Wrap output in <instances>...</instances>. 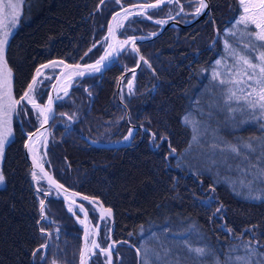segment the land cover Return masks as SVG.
Returning <instances> with one entry per match:
<instances>
[{"label": "trees", "instance_id": "obj_1", "mask_svg": "<svg viewBox=\"0 0 264 264\" xmlns=\"http://www.w3.org/2000/svg\"><path fill=\"white\" fill-rule=\"evenodd\" d=\"M211 2V19L189 28H169L153 41L139 45L151 68L139 69L133 94L129 95L127 80L120 82L122 70L117 65L102 77L77 80L70 96L58 103L47 168L66 187L99 197L114 208L115 240L136 247L146 242L156 246L157 242L149 239L155 235L182 256L187 255L182 243L187 241L194 247L206 245L223 261L229 255H246L243 245L253 234L264 244V201L247 199L248 190L238 185L233 191L228 181H235L238 174L207 165L204 148L193 144L188 151L193 133L183 118L191 114L200 121L201 129L207 128L202 140L209 142L243 144L251 140L255 144L264 138V129L247 112L238 116L208 107L220 96L212 71L215 62L224 57L226 30L241 9L239 0ZM118 7L113 0H25L6 50L16 98L41 64L56 58L70 62L84 57ZM145 22L135 19L130 27L147 28ZM244 40L233 37L230 42L236 47L239 41L243 48ZM258 49L253 56H258ZM50 82L47 78L36 85L41 101ZM18 110L24 126L28 125L25 128L37 123L28 103L22 102ZM17 117L14 114L13 138L5 146L2 164L5 185L0 187V264H52L53 260L79 264L82 230L63 201L34 188L24 150L25 135ZM105 118L110 120L107 124L97 121ZM130 124L137 127L131 144L104 146L96 142L122 138ZM152 133H156L155 141ZM162 136L167 140L162 141ZM169 142L175 154H170ZM36 183L37 188L46 190L43 179ZM40 199L46 201V220L40 219ZM220 205L223 210L216 213ZM41 226L51 237L39 232ZM228 228L232 232L226 231ZM42 243H48L49 248L37 253L34 261L31 253ZM119 252L116 264H137L134 248L122 245ZM92 264H103V259L97 257Z\"/></svg>", "mask_w": 264, "mask_h": 264}, {"label": "snow or ice", "instance_id": "obj_2", "mask_svg": "<svg viewBox=\"0 0 264 264\" xmlns=\"http://www.w3.org/2000/svg\"><path fill=\"white\" fill-rule=\"evenodd\" d=\"M23 2L24 0H17L15 3L13 0H7L5 4V0H0V161L3 160L5 145L8 143V136L11 135V116L12 114H19L17 109L21 106L22 102L32 104L33 108L37 110V118L43 116L45 122L48 119L47 114L52 112L51 106L53 100L51 97H49L48 104L44 107L37 104L34 99L33 94L38 84L37 78L43 75L40 69L36 70L35 77H33L26 91L23 92L19 99H16L13 94V74L11 68L8 67L5 53L8 38L11 35L10 27H14L18 22ZM192 2L193 0H189V3ZM101 3H104V0H101ZM113 3L121 6L123 14L117 11L115 15L112 16L114 26L110 25L108 27V34L104 37V41L108 42L106 50L104 55L94 64L86 65L90 70L89 74L101 72L102 69L108 66L105 61L111 63V57L118 56L120 52L129 48V46L133 53H139V48L136 45L137 38L135 36L127 37L124 40H117L116 38V30L124 27V21H127L131 16L144 17L151 20L153 17L149 14V10H162L167 12L168 19L175 20L176 16L189 14L185 12V5L181 3V0H146V2H135L131 7H124L122 0H113ZM209 3L210 0H195V10L190 14L194 17H199L205 13V10H209L210 13ZM239 4L243 8V14L240 15L235 23L237 25H244L243 32L249 39L243 42V48L239 47V41L235 42L237 46L233 47L227 39L225 40V48L230 54L232 63L224 64L223 58L215 62L217 66H223L224 71L220 72L217 68H214L212 71V79L217 81L220 96L209 103L208 107L210 109L222 108L224 111L231 113L247 112L255 120L259 121L261 128L264 129V51H260L258 56L252 55V52L256 51L258 48L264 49V0H239ZM172 6H174V9ZM5 8L10 10L8 13L10 20L7 24L3 19ZM132 9L136 10L133 11ZM173 10H175V16L172 15ZM168 19H158L155 23L161 25L166 24ZM157 34L158 33H153V35ZM236 34L235 31L230 32L232 36H236ZM217 35H219V31H217ZM252 37L255 39H251ZM141 39L144 38L141 37ZM241 39L243 38L241 37ZM256 41L262 43L257 44ZM89 51H91V49ZM139 60L143 61L148 68H151V64L142 55L139 56ZM59 65H64V62L52 61L50 64L41 65V68L47 69ZM64 67L80 69L81 65H64ZM138 67L139 64L128 69V71L132 73L130 80L127 82L129 95L133 94V81L136 79L135 73ZM84 75L85 73L83 71H77L69 73L67 78L71 79L73 76ZM120 79L123 81L124 77L122 76ZM53 87L55 88V85ZM64 92L65 95H67L66 87L64 88ZM89 95H91V93H89ZM22 110L25 112L27 111L26 108ZM211 115L212 113L209 112V119H211ZM183 123L185 125H190L193 133L191 138L192 142L189 144L188 151H191L193 144L204 148L202 155L207 165L216 168L218 171L223 169L225 173L235 172L238 174L235 181H228L232 184L233 191L236 190L238 185L241 189L248 190L247 199L264 201V138H260L255 145L251 140L243 144L221 143L218 141L209 142L202 140V136L206 134L207 128L205 127L202 130L201 122L195 120L191 114L183 118ZM132 134V130H129L125 139H129ZM152 139L154 141L156 140V133H152ZM161 140L166 141L167 136H162ZM205 145H207L206 148L204 147ZM156 146L158 147V145ZM168 146L170 148V154H175L176 149L171 147L170 142ZM33 163L40 168V171L44 173V175L38 177L37 173L33 171L31 172L32 179L39 182L40 179L46 177L49 185V188L46 190L37 188V192L44 191L46 196H50L52 195V188L54 186L56 195H64V199L69 201L68 211L76 215L72 207L76 202L67 195L68 190L64 185L58 183L44 171L43 165L36 160L35 154L33 155ZM4 184L5 175L3 171L0 170V185ZM212 190L214 191L215 189L213 188ZM253 191H258L259 194L253 195ZM79 195V193L71 194L72 197ZM81 199L92 203L94 205L93 211L96 210L97 201L88 196H81ZM39 205V211L41 213L40 219L46 220V201L40 199ZM77 207L80 212L84 213V220H80V222L85 224L88 215L87 210L82 204ZM100 208L101 212L98 217V223L93 226L94 234L99 236V221H104L106 227L105 238L111 239V229L107 228V223L112 216V209L103 208L102 205ZM222 210L223 205H220L216 208V213H221ZM77 219H80L79 216H77ZM226 231L232 232V229L228 228ZM245 231L252 232V229H245ZM39 232L46 238L51 237V233L46 232L43 226L39 228ZM141 235H143V229H141ZM88 239L89 229L87 225H85L86 243L80 251L79 264H89L92 257L97 255V251L104 257L103 264H113V253L116 250L117 244H129L128 241H112V243L108 244L106 247H101L96 239H92L89 246ZM149 239L155 240L157 242L156 246H150L147 242L141 247L129 244V246L133 247L136 251L138 264H187L189 260L191 264H264V252L260 251L261 248H264V244H261L260 240L255 238V234H253V239L246 241L243 245L246 255L236 256L234 258L229 255L223 261H221L219 256L206 245L194 247L187 241H183L182 243L187 255L182 256L174 251L171 246L161 242L159 237L151 235ZM165 239H167V237H165ZM48 248V243H42L36 247L31 253L33 260H36L37 253H43ZM40 259L42 261L44 260L43 254L40 256ZM52 264H57V262L53 260Z\"/></svg>", "mask_w": 264, "mask_h": 264}, {"label": "water", "instance_id": "obj_3", "mask_svg": "<svg viewBox=\"0 0 264 264\" xmlns=\"http://www.w3.org/2000/svg\"><path fill=\"white\" fill-rule=\"evenodd\" d=\"M128 7H131V6H128ZM115 15V14H114ZM205 15V14H204ZM204 15H201L200 17H198L196 20H194L193 21V23L194 22H196V21H198V20H200V19H202L203 18V16ZM173 24H174V22L173 21H170V22H168V23H166L165 25H162V27L158 30V31H156V32H153V33H158L157 35H153V33H150V34H143V35H134L137 39H136V42H139V41H142V42H146V41H150V40H152V39H154V38H156V37H158L159 35H161L163 32H164V30L166 29V28H168V27H170V26H173ZM110 25H113V21H112V18H111V20H110V23H109V26ZM186 25H189V24H186ZM186 25H184V24H181L180 26H186ZM132 37V36H131ZM141 37H143L144 39H141ZM121 53V52H120ZM119 53V54H120ZM138 55L140 56L141 55V53H140V51H139V53H138ZM117 58V56H115V57H111L110 59L112 60V62L111 63H108V61H105V63L106 64H108V66H110L114 61H115V59ZM52 61H62V60H58V59H54V60H51V61H48V62H46V63H44V64H50V62H52ZM64 62V61H63ZM143 63V61H141V60H138V62H137V64H139V67L138 68H136V73H137V71L139 70V68H140V66H141V64ZM43 64V65H44ZM76 64H79V65H81V69H84V70H86V72H84L85 73V75L84 76H73L74 78H80V77H85V76H89V75H91V74H95V73H91V74H89L90 72H89V69L86 67V65H89V63L88 64H86V63H82L81 61H79V62H64V65H76ZM136 64V65H137ZM64 65H62L61 66V69H60V71H59V73L56 75V77H55V79H54V81H53V83H52V85H51V88H50V90H49V93H48V98H47V101H46V104H48V99H49V97H51L52 98V100H53V104H52V112L51 113H49L48 114V119H47V121L45 122V121H43L37 128H35L34 130H32L31 132H29L28 134H27V138H26V143H25V153H26V156H27V158H28V160H29V162H30V167H31V172H33V171H38L39 173H41L42 174V176L44 175V173H42L41 171H40V168L39 167H37L34 163H33V155L31 154V151H30V144H31V140L34 138V137H36L37 135H39V136H41L42 135V133H44V132H47V135H49V129H50V125H51V123H52V121H53V119H54V117H55V115H56V101H57V99H56V93H57V87L59 86V84H60V82L61 81H63V79H64V77L69 73V72H71V71H75L76 69L75 68H66V67H64ZM107 66V67H108ZM106 67V68H107ZM106 68H104V69H102L101 70V72H103V71H105L106 70ZM45 71V69L44 68H42L41 69V72L43 73ZM100 73V72H99ZM136 73H135V75H136ZM35 77V76H34ZM39 78V77H38ZM37 78V79H38ZM33 79V78H32ZM133 83H134V81H133ZM55 85V88L53 87ZM41 125H43V126H41ZM132 130V129H131ZM132 132L134 133V129L132 130ZM133 135V134H132ZM131 138H132V136L129 138V139H125V137H124V139H125V141H130L131 140ZM104 146H109V145H107V144H105ZM44 152L46 153V149H44ZM37 160V159H36ZM38 161V160H37ZM39 162V161H38ZM40 163V162H39ZM40 164H42V163H40ZM43 165V168H44V171L45 172H47L48 173V175L49 176H51L54 180H56L55 179V177H54V175H53V173L52 172H50L45 166H44V164H42ZM45 179L47 180V178L45 177ZM32 181H33V185H34V187L35 188H37L36 187V184H35V181L32 179ZM57 181V180H56ZM58 183H60L59 181H57ZM61 184V183H60ZM54 187V186H53ZM67 190H68V193H70V194H72V193H79V192H76V191H73V190H70V189H68L66 186H64ZM55 188V187H54ZM61 191H63V190H61ZM80 195L79 196H76V197H79V198H81V196H86V195H83V194H81V193H79ZM63 198H64V195H61ZM90 198H92V197H90ZM92 199H94V198H92ZM95 200V199H94ZM85 201H87V200H85ZM93 208H94V205L92 204V203H90L89 201H87ZM103 206V208H105V207H107L108 206V208H111L112 209V216H111V232H110V236H111V240H112V237H113V230H114V208L111 206V205H109V204H97L96 205V210L97 211H99V212H101V208H100V206ZM85 225H87V224H85ZM97 236L95 235V238H96ZM113 264H114V260H113Z\"/></svg>", "mask_w": 264, "mask_h": 264}, {"label": "flooded vegetation", "instance_id": "obj_4", "mask_svg": "<svg viewBox=\"0 0 264 264\" xmlns=\"http://www.w3.org/2000/svg\"><path fill=\"white\" fill-rule=\"evenodd\" d=\"M140 1H142V0H138L137 2H140ZM181 3H183L185 5V12L189 13V14L188 15L181 14L180 16H176L175 19H180L181 21L187 23L191 19L195 18L193 15L190 14V13L194 12V10H195V0H193L192 3H189V0H181ZM172 7L174 9V6H172ZM209 9H210V13H209V10H207V15L204 17L205 19H211L212 15L214 14L213 4H212L211 0H210V3H209ZM150 15H152V17L155 18L156 20H158V19H168L167 12L166 11H162V10H159L157 12H153ZM172 15L175 16V10L172 11ZM138 19H139L138 22H145L142 17H138ZM169 20H171V19H168V21ZM145 23H147V25H146V26H148L147 28H139L138 27V29H134L133 31H130V33H128L127 30H123V31H121V35L122 36H127V35H131V34H136V33L150 32V31H154V30L159 28V24H156L155 22H150L149 21V23L148 22H145ZM191 26L192 25H190L188 27H184V28H189ZM175 28H182V27H175ZM106 45H107L106 41L102 44V46L99 45L97 47V49L95 50V52L92 55L89 56L88 61L90 62V61L95 60L100 55V53L104 50V47ZM98 51H100V53L96 55V52H98ZM135 61H136L135 56L132 55L130 53V49L127 48L124 51V53L118 57V59L114 63V65H117L119 68H121V70H122L121 75L122 76H124L126 78H129L130 75H128V73L126 74V72H128V69H130L135 64ZM130 62H134V64L130 65ZM121 89L123 90V93H124V89L123 88H121ZM136 133H137V131H136ZM136 133H135V135H136ZM117 140H119V138ZM86 207L88 208V210H89L90 214L92 215V217H94L95 216L94 215L95 211L93 212V210L87 204H86Z\"/></svg>", "mask_w": 264, "mask_h": 264}, {"label": "rangeland", "instance_id": "obj_5", "mask_svg": "<svg viewBox=\"0 0 264 264\" xmlns=\"http://www.w3.org/2000/svg\"><path fill=\"white\" fill-rule=\"evenodd\" d=\"M25 1V0H24ZM13 2L15 3V2H17V0H13ZM7 3V0H5V4ZM24 3V2H23ZM22 7H23V4H22V6H21V9H20V12H21V14H22ZM240 13H239V15L237 16V17H235L232 21H231V24L229 25V27H228V29L226 30V34H227V36H228V41H229V43L233 46V44L230 42L231 41V38H243V39H245L244 41H246V40H248L249 39V37L243 32V28H244V25L243 24H240V25H237L236 23H235V21H237L238 19H239V17H240V15H242L243 14V8H242V6L240 5ZM9 9H7V8H5V12H4V14H3V19H4V22L7 24L8 22H9V20H10V16H9ZM21 14H20V16H19V18H18V22L16 23V25L14 26V27H10V31H11V35L9 36V38H8V42H9V40H10V37L12 36V34L15 32V30L17 29V27H18V24H19V21H20V17H21ZM232 31H235L237 34H236V36H232V35H230V32H232ZM251 39H255L254 37H252ZM257 42V41H256ZM257 44H260V43H257ZM8 45V44H7ZM233 47H235V46H233ZM6 50H7V47H6ZM260 51H264V49H262V50H259L258 49V55H259V52ZM5 55H6V53H5ZM223 58V63L224 64H231L232 63V59L230 58V54H229V52H228V50L225 48V45H224V57H220V59H222ZM219 59V60H220ZM8 64V63H7ZM8 67H9V65H8ZM216 68H217V70L218 71H220V72H223L224 71V68H223V66H217L216 65ZM12 74H13V72H12ZM14 80H13V77H12V84H13V88H14ZM14 94V93H13ZM15 96V95H14ZM16 98V97H15ZM34 99H35V101H36V103L37 104H39L40 106H41V104L36 100V98H35V96H34ZM42 107V106H41ZM107 110V109H106ZM106 110H102V112L103 113H105L106 114ZM37 111V110H36ZM90 115H92V107L89 109V127L91 128V124H92V122H91V117H90ZM95 115H97V113H96V110H95ZM234 115H238V116H243L240 112H236V113H234ZM13 120H14V114H12V116H11V135L10 136H8V142L13 138ZM98 122H100V124L101 123H104V124H107L106 122L107 121H110L109 119H103V122L101 121V120H97ZM26 127H28V125L26 124ZM103 130H105V129H103ZM108 131V130H107ZM107 131H102L101 133H103V134H105V133H107ZM213 139H214V136H211ZM257 143V141L255 142V144ZM254 144V143H253ZM254 144V145H255ZM6 146V145H5ZM39 156H40V159L42 160L43 159V155H42V153H41V150H39ZM203 158H204V156H203ZM205 159V158H204ZM2 164H3V160L2 161H0V170H2ZM5 185V184H4ZM4 185H0V187H2V186H4ZM91 235L92 234H90L89 235V239H90V241H91ZM141 239H138L137 241L139 242ZM142 241V240H141ZM145 243V241H142L141 242V244H144Z\"/></svg>", "mask_w": 264, "mask_h": 264}, {"label": "bare ground", "instance_id": "obj_6", "mask_svg": "<svg viewBox=\"0 0 264 264\" xmlns=\"http://www.w3.org/2000/svg\"><path fill=\"white\" fill-rule=\"evenodd\" d=\"M165 32V31H164ZM163 32V33H164ZM162 33V34H163ZM161 34V35H162ZM27 129V128H26ZM53 138V137H52ZM39 147H40V144H39V140H37V139H35V141H34V143H33V145H32V153H33V155L35 154V157L36 158H39Z\"/></svg>", "mask_w": 264, "mask_h": 264}]
</instances>
